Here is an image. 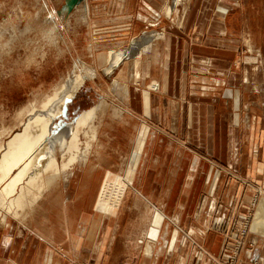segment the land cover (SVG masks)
Instances as JSON below:
<instances>
[{
  "label": "crops",
  "instance_id": "crops-1",
  "mask_svg": "<svg viewBox=\"0 0 264 264\" xmlns=\"http://www.w3.org/2000/svg\"><path fill=\"white\" fill-rule=\"evenodd\" d=\"M84 1L92 33H107L105 47L121 45L115 40L122 37L134 44L149 26L158 28L160 36H152L144 53L129 54L108 72L111 76L101 74L108 79L103 86L94 78L81 85L73 97L79 102L92 94L88 107H64L63 116L74 118L65 121L67 126L80 112L94 109L87 123L90 130L83 126L90 139L77 142L75 154L83 160L73 161L64 172L45 174L42 192L34 200L23 193L20 204L0 216V264H189L197 247L211 254L216 245L219 236L209 226L225 215L222 209L229 210L224 195L235 185L226 178L236 174L264 185V88L245 80L238 67L264 65L261 47L253 41V33L264 34V0L262 5L256 4L259 0H107L91 8L90 0ZM168 5L172 8L166 12ZM245 45L254 50L245 55ZM211 63L235 65L233 74L241 88L221 95L223 79L207 71ZM200 81L206 85L202 89ZM201 95L225 97L219 112H228L229 99H234L230 111H235L233 123H241L242 136L230 161L227 155L225 160L216 157L210 131L213 122L216 128L215 106L197 104ZM194 145L204 156L190 148ZM118 170L123 173L117 177L123 185L119 191L129 199L111 203L100 214L101 177L116 176ZM200 178L204 196L195 199ZM237 187L242 193L252 189ZM107 189L115 191L114 185ZM191 204L193 214L199 211L202 217L189 218L183 236L181 218ZM237 207L232 213L242 217ZM135 209L136 218L118 217ZM116 220H124L125 226ZM153 228L157 234L149 238ZM117 242L121 250H116Z\"/></svg>",
  "mask_w": 264,
  "mask_h": 264
},
{
  "label": "rangeland",
  "instance_id": "rangeland-1",
  "mask_svg": "<svg viewBox=\"0 0 264 264\" xmlns=\"http://www.w3.org/2000/svg\"><path fill=\"white\" fill-rule=\"evenodd\" d=\"M174 1L175 0H173V3ZM184 1L186 0H180L178 4ZM89 2L91 3V8L97 5H104L107 3V0H90ZM83 3L86 4V1ZM64 4L65 0H0V21L11 17L17 22L19 30L23 31L26 26H30L34 29V31L26 33L18 40L17 46L11 53V61L16 64V70L13 71L12 75L9 77L5 78L0 76V150L3 149V146L10 135L14 134L16 131H20L25 119L30 116L27 115L29 110L32 108L40 109L41 104L46 98L57 90L59 85L67 78L71 77L75 72L84 73L86 70L91 69L94 74L90 76L91 78H85L81 87L91 84L90 82L93 81L92 78H94L93 82H95L98 87L101 85L103 86L108 81V79L104 80L101 77V74L106 73L104 71L108 68V54L122 51L133 45V42L129 44L123 42L127 38L122 37V39L118 38L115 40L116 43L122 42L121 45L116 47H105V43L108 42L105 38L107 33H92L93 29L89 26L90 17H88L87 9H85L84 6L82 7V5L76 6V4L69 12H67L66 17L64 18L62 17V13L61 15L59 14L63 10L62 6ZM256 4L262 5V1H256ZM170 6L171 5H168L167 7ZM166 12L169 11L166 10ZM49 28H55V32L53 33L55 36L54 45L44 46L42 41L38 45L36 41L40 40L41 36L46 33ZM157 29H154L153 26H149L147 31L143 32L141 36L136 37L134 41L139 40L146 34L153 35V31L155 37H159L160 31ZM253 35L255 36L253 41L256 45L261 47L260 51L264 56V34L253 33ZM256 37L257 39H255ZM108 38L110 39V37ZM151 43L152 42H150V46ZM247 48L249 47L247 46ZM247 48L245 45L243 50L245 55L250 54V52L254 50L252 48ZM144 51L147 50L145 49L141 52L144 53ZM141 52L136 53V55L138 56ZM33 56L34 62L31 63L30 66L25 67V64L28 63ZM235 67V65H219L211 63L209 66L211 72L207 69V71L211 73V76L223 79L221 95L226 92V89L235 90L241 88V82L237 80V77L233 74L235 72ZM238 67L240 70L242 69L245 80L247 79L250 84L254 80V82L259 84L258 87L263 90L264 65L258 66V69L254 66L245 64L239 65ZM200 68L203 67L197 66V70ZM254 72H256V74L252 76ZM247 74L251 75L248 76ZM108 76H111L110 73H108ZM197 85H200L201 89L206 86L203 81L197 82ZM248 86L250 85H246V87ZM115 88L119 87L116 86ZM210 88H215V86H211ZM199 92H202V90ZM249 94L250 93H247L248 96ZM232 99L233 98L229 99L227 104V106H229L227 107L228 112H219L221 106L226 105L224 102L225 97H207L201 95L196 98L197 104L215 106L212 115H214L213 121H216V128L215 123L213 122L214 127L210 129L213 137L212 145L216 151L217 159L222 157L225 160L227 155L229 161L231 160L232 155L236 153L238 147L237 141L242 136V131H240L241 123H238L239 126L233 123V114H235V111L234 109H232L233 111H230L231 106L234 104ZM73 100L75 101L73 102ZM76 100H78V98L71 97L64 103L65 109L73 110L78 107V111L84 107H88L93 101V97L91 94L88 98H84L79 102H76ZM74 113H76V110ZM68 116H70V118H67V116L65 117V115L63 116L62 112L55 118L54 123H52L53 126L51 132L49 131L51 135L58 133V131L64 127L66 128L68 122L66 124L65 121L74 119L73 114H68ZM227 117H229V119ZM223 120H228V129L226 128V122L223 123ZM219 121H222V127L220 126ZM184 122L185 117L182 119V126H185L183 124ZM90 126L91 124H86L84 126L85 130L89 128L87 130L89 131ZM206 132H208V130ZM89 139L90 133H87L84 131L83 127H80L78 129L77 142L84 143ZM51 141H54L55 153L57 154V157L61 159L58 162L59 165L65 163L67 166H70L69 164L73 162L68 159L70 153L58 149L59 146L57 144H60V141H57V139H52ZM80 147H82V145ZM190 148L193 149V151H197V153L202 156L205 154V151L197 145ZM232 149H234L233 152ZM74 155L76 154L74 153ZM49 172L50 169H46L43 172H40L37 176L29 173L25 174L21 180V184L15 188V191L5 200L0 202V216L10 212L14 205H19L23 193L28 194L31 201L34 200L36 196L42 192L44 183L43 177L45 174H49ZM122 174L118 170L116 171V176L101 177V179H103L101 180L103 186L102 189L104 190H101L100 195V214L105 213L108 210V205L111 203L116 202L117 205V203L129 199V194L119 191V188H122L123 185L118 181L119 178L117 177H123ZM233 176L226 178L229 185L232 180L235 182L233 187L228 186L227 193L224 195V197L227 195V208H229V210L226 213V211L222 209V214L225 213V215L219 216L220 218L213 221L209 226L210 231L215 232L219 236L215 243L216 245L212 248L211 254L208 252L203 253V249L197 247L195 250L196 256L190 259L189 264H264V185L260 186L258 183L256 184L255 182L249 181L248 178H241L236 174ZM203 181L204 178L197 180L195 199L198 195L204 196V193L199 192V187L203 185ZM1 185L2 183H0V186ZM108 185L109 188L111 185H114L115 191L109 193L107 189ZM237 185L245 186L246 188L252 186V189L250 188L248 193L246 191L242 193L241 190L239 191ZM241 195H243V198ZM177 196L178 194L176 195V198ZM245 196H247L246 199H249V201H245ZM212 197H214V194ZM133 199H135V197H133ZM192 204L186 206L181 218V229L183 230L180 231V234L183 236L187 233L184 229H186L185 226L189 224V218L194 221L197 217H202V214L200 215L199 211L197 216L193 214ZM235 207L243 210L242 217L232 213ZM202 209L203 208L200 210ZM132 211H135V213H131ZM11 214L12 213H8L6 216ZM138 215V210L135 209L128 211L126 214H123L122 212L118 217H127L130 219L136 218ZM169 222L170 224L172 223L171 219H169ZM125 223L124 220H122V222L116 220V224H122V226H125ZM172 227L174 226L172 225ZM149 232L150 233H147L148 237L155 238L157 230L155 231L153 228L152 230H149ZM184 248L186 247L184 246L183 249ZM121 249V244L117 242L116 250Z\"/></svg>",
  "mask_w": 264,
  "mask_h": 264
},
{
  "label": "bare ground",
  "instance_id": "bare-ground-1",
  "mask_svg": "<svg viewBox=\"0 0 264 264\" xmlns=\"http://www.w3.org/2000/svg\"><path fill=\"white\" fill-rule=\"evenodd\" d=\"M81 1L79 6L86 7L83 3L85 1ZM175 1L176 4L179 0ZM171 8L172 6L167 7L166 10L170 11ZM61 13L65 14L67 11L62 10L59 14L61 15ZM152 34L154 35V31ZM153 35L146 34L138 42H134L130 48L108 54V68L104 72H110L129 54L139 53L147 49ZM93 74V70L88 69L84 73L75 72L67 78L59 85L57 90L51 95L48 94V98L41 104L40 109L32 108L29 110L27 115L30 116L25 119L20 131H16L6 140L3 149L0 150V183H2L0 186V202L15 191V188L21 184L25 174L29 173L37 176L46 169H50L49 173H52V171L59 172V169L64 172L69 168L65 163L59 165L58 162L61 159L55 153V144L54 141H51L52 139L60 141V144H57L60 151L70 153L69 160H83V155L79 154L78 157L74 155L77 152L78 129L88 123L92 118L91 115L94 109L80 112L73 124L64 127L65 129L59 130L58 133L51 135L49 131L52 129L51 125L55 118L63 112L64 103L76 94L84 79ZM138 157L139 155L134 160L137 161ZM136 161L133 162V167L127 177L129 182L134 174L132 172H134Z\"/></svg>",
  "mask_w": 264,
  "mask_h": 264
},
{
  "label": "clouds",
  "instance_id": "clouds-1",
  "mask_svg": "<svg viewBox=\"0 0 264 264\" xmlns=\"http://www.w3.org/2000/svg\"><path fill=\"white\" fill-rule=\"evenodd\" d=\"M31 31L34 29L30 26H26L23 31L19 30L17 22L11 17L0 21V76L9 77L16 70V64L11 61V53L17 46L18 40ZM54 32L55 28H49L36 43L39 45L42 41L44 46H53L55 43ZM33 62L34 56L25 64V67L30 66Z\"/></svg>",
  "mask_w": 264,
  "mask_h": 264
},
{
  "label": "water",
  "instance_id": "water-1",
  "mask_svg": "<svg viewBox=\"0 0 264 264\" xmlns=\"http://www.w3.org/2000/svg\"><path fill=\"white\" fill-rule=\"evenodd\" d=\"M81 0H65V4L62 6L64 11L69 12L76 4H78ZM64 111V108H63Z\"/></svg>",
  "mask_w": 264,
  "mask_h": 264
}]
</instances>
